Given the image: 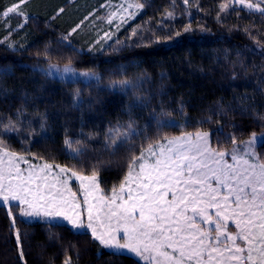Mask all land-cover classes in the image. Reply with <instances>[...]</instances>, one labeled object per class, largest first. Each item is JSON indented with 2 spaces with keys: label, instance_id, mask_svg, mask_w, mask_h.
Returning <instances> with one entry per match:
<instances>
[{
  "label": "trees",
  "instance_id": "1",
  "mask_svg": "<svg viewBox=\"0 0 264 264\" xmlns=\"http://www.w3.org/2000/svg\"><path fill=\"white\" fill-rule=\"evenodd\" d=\"M94 1L27 0L21 6L25 22L16 14L3 15L17 0H0V140L10 151L43 163L82 167L86 174L99 163V183L109 197L123 180L129 154L105 151L103 134L118 122L127 123L128 105L137 99L146 105L132 113L139 128L148 125L154 111L164 110L189 132H209L213 147L230 150L232 135L238 144L253 132L264 135V119L258 118L264 117V15L240 5L220 13L226 0H190L188 5L183 0H136L144 3L141 14L106 42L104 35L113 28L102 20L106 0ZM169 11L174 19L165 18ZM187 24L192 31H183ZM169 32L171 40L154 42L156 35ZM45 50L51 53L47 60ZM69 62L97 73L99 80L72 83L39 70ZM123 80L137 85L136 91L125 95L119 86ZM10 120L18 130H5ZM163 131L180 134L179 127ZM82 132L95 138L86 141L87 154L78 163L65 150L64 139L79 138ZM155 134L153 123L147 135ZM256 152L264 160V141ZM13 215L27 264H64L65 259L70 264H144L129 255H110L90 233L74 232L66 222L49 227L61 222L29 221L15 206ZM0 264H24L8 208L2 205Z\"/></svg>",
  "mask_w": 264,
  "mask_h": 264
},
{
  "label": "snow or ice",
  "instance_id": "2",
  "mask_svg": "<svg viewBox=\"0 0 264 264\" xmlns=\"http://www.w3.org/2000/svg\"><path fill=\"white\" fill-rule=\"evenodd\" d=\"M26 2L17 0L3 15L16 14L27 22L21 7ZM183 3L188 5L190 0ZM233 5L264 15V0H226L220 3L219 12H226ZM121 8L131 17L135 13L129 10L143 9L144 3H127ZM114 17L112 13L108 22ZM165 18L174 19V13L167 12ZM192 30L191 24L183 26L184 32ZM200 30L205 29L201 26ZM105 35L111 38L110 34ZM136 35L133 29L132 36ZM180 35L179 31L175 33ZM68 36L63 39L67 41ZM172 38L169 32L156 35L154 42ZM9 47L15 45L9 43ZM43 55L47 60L51 53L45 50ZM39 70L47 77L55 73L61 81L69 78L72 83L80 78L99 80L94 73L77 72L71 62L63 68L49 63L47 69ZM119 86L125 95L137 89L128 80ZM74 101L77 107L82 105L79 89ZM137 107L143 110L146 105L139 99L129 104L127 123L118 122L103 134L105 151L116 155L124 149L129 154L123 180L113 186L110 197L99 183V163L92 165L90 174L75 165H32L0 140V204L8 208L12 219L19 259L27 264L13 206L18 208L20 217L61 222L50 223L49 227L65 226L66 222L74 232L90 233L91 239L109 250L110 255L126 251L144 264H264V160L256 152L264 135L258 138L253 132L239 144L232 135L231 149L225 150L212 146L209 132H189L168 119L172 116L168 111H154L148 125L139 128L132 118ZM180 111L183 113V108ZM153 123L156 134L149 136ZM3 127L6 131L18 130L11 120ZM169 127H179L180 134L164 133V128ZM94 138L93 133L82 132L76 139L66 135L64 148L79 163L78 158L87 154L86 141ZM22 163L29 167L22 168ZM73 179L78 182L83 205L71 187ZM64 264H70V260L65 259Z\"/></svg>",
  "mask_w": 264,
  "mask_h": 264
},
{
  "label": "rangeland",
  "instance_id": "3",
  "mask_svg": "<svg viewBox=\"0 0 264 264\" xmlns=\"http://www.w3.org/2000/svg\"><path fill=\"white\" fill-rule=\"evenodd\" d=\"M108 2H109V1H108ZM127 3H138V2H137L136 0H113V1H110L106 6H105V4H104V6H103V8L105 9V13H104V21H105V23H106V22L108 23V26H109V25H112V26H113V28H111V30L108 31V34H110L111 38H109L108 36L104 35V37H105V41H106V42H111V41H113V39H115V38L117 37L119 31H120L123 27L129 25L133 20H135V19L141 14L142 9H140V10L130 9L129 11H130V12H133V13H135V14H134L133 16L129 17V16H128V13H127V12H124V11L122 10V8H121V5H123V6L126 7V6H127ZM112 13H115V17L112 19V22L109 23L108 20H109V18H110V16H111ZM122 19L124 20V22H122ZM117 25H119V27H117ZM106 27H107V26H106ZM107 28H108V27H107ZM108 30H109V28H108ZM55 65H57V64H55ZM71 65H72V64H71ZM57 66H59L60 68H63V67H64V65H57ZM47 67H48V64L45 65V66H41L40 68H45V69H47ZM72 67H73L77 72L87 71V72H90V73H94L96 77H99V78H100V76H99L97 73L93 72V71L83 70V69H78V68H76L74 65H72ZM52 76H53V77H56V78L59 79V76H58L57 74H55V73H54ZM65 80L70 81L69 78H66ZM78 81L89 82V81H97V80H95V79L84 80L83 78H80ZM261 135H262V134H257V137L259 138ZM210 141H211V138H210ZM261 142H262V141H261ZM261 142L258 143L257 146L260 145ZM257 146H256V148H257ZM257 155H258V154H257ZM24 157H25V159L28 160L29 163L32 164V165H43V164H44L43 162L35 161V160H33L32 158H30V157H27V156H24ZM229 162H231V161H230V158H229ZM21 167H22V168H28V167H29V164H23V163H22V164H21ZM71 187H72L73 191H76V192H77V199H78V200L81 202V204L83 205V196H82V194L80 193L78 182H77L75 179H73V180L71 181ZM110 196H111V194L109 195V197H110ZM0 205H2V204H0ZM86 215H87V214L85 213V214H84L85 219H86ZM26 219L29 220V221H36V219H31V218H26ZM123 254H125V255H129V256H132V257L136 258L137 260H140L139 257H136L135 254H133V253H128V252L124 251ZM140 261H141V260H140ZM141 262L144 263L143 261H141Z\"/></svg>",
  "mask_w": 264,
  "mask_h": 264
},
{
  "label": "crops",
  "instance_id": "4",
  "mask_svg": "<svg viewBox=\"0 0 264 264\" xmlns=\"http://www.w3.org/2000/svg\"><path fill=\"white\" fill-rule=\"evenodd\" d=\"M95 1H96V0H95ZM95 1H94V2H95ZM108 1L110 2V1H113V0H106V5L109 3ZM102 20H104V18H103ZM106 23H107V22H106ZM107 24H108V23H107Z\"/></svg>",
  "mask_w": 264,
  "mask_h": 264
}]
</instances>
